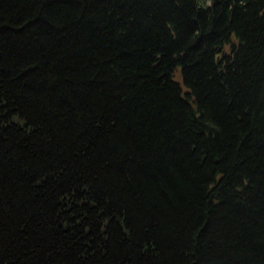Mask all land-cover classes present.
<instances>
[{
	"label": "trees",
	"instance_id": "obj_1",
	"mask_svg": "<svg viewBox=\"0 0 264 264\" xmlns=\"http://www.w3.org/2000/svg\"><path fill=\"white\" fill-rule=\"evenodd\" d=\"M0 264H264V0H0Z\"/></svg>",
	"mask_w": 264,
	"mask_h": 264
},
{
	"label": "rangeland",
	"instance_id": "obj_2",
	"mask_svg": "<svg viewBox=\"0 0 264 264\" xmlns=\"http://www.w3.org/2000/svg\"><path fill=\"white\" fill-rule=\"evenodd\" d=\"M181 79H179V81H180Z\"/></svg>",
	"mask_w": 264,
	"mask_h": 264
}]
</instances>
